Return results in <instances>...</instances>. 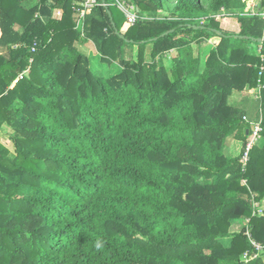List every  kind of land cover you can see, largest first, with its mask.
Instances as JSON below:
<instances>
[{
    "label": "trees",
    "instance_id": "obj_1",
    "mask_svg": "<svg viewBox=\"0 0 264 264\" xmlns=\"http://www.w3.org/2000/svg\"><path fill=\"white\" fill-rule=\"evenodd\" d=\"M99 1L0 0V264H264V0Z\"/></svg>",
    "mask_w": 264,
    "mask_h": 264
},
{
    "label": "built area",
    "instance_id": "obj_2",
    "mask_svg": "<svg viewBox=\"0 0 264 264\" xmlns=\"http://www.w3.org/2000/svg\"><path fill=\"white\" fill-rule=\"evenodd\" d=\"M246 2H248V8L245 10V13H247V14H250V13L251 14H256L257 13V11H256L257 0H246ZM78 4H79V6H78V8L76 10L80 14V20H79V25L80 26L81 25L83 26V18H84L85 14H86L87 9H89V8L95 6V5H99V4L108 5L107 3L100 2L99 0H78ZM115 4L125 14V16H126V25L127 26L135 24L140 18H144L137 12V9H136L135 5L132 4V3H129L126 0H115ZM252 6H254V9H252ZM261 15H262V17L264 19V11L261 13ZM263 89H264V84H262V82H261L260 85L258 86V94H257L258 98L260 97L261 91ZM251 130H248V132H249V142L247 144V149H246L247 151H246V154L243 157V161H247L248 160V158H249L248 157V152L252 149L253 145L255 143H258V141H260V139H261V131H262L261 122L253 123ZM253 244L260 251L263 250V246H261L260 244H257L254 241H253ZM255 256H258V254H256Z\"/></svg>",
    "mask_w": 264,
    "mask_h": 264
},
{
    "label": "rangeland",
    "instance_id": "obj_3",
    "mask_svg": "<svg viewBox=\"0 0 264 264\" xmlns=\"http://www.w3.org/2000/svg\"><path fill=\"white\" fill-rule=\"evenodd\" d=\"M36 2V0H32V3H35ZM247 4H248V2H247ZM254 5V4H253ZM252 9H254V6H252ZM256 11H258L257 10V7H256ZM222 13H224V12H222ZM217 18L218 19H220L221 20V22H222V27L224 28V29H229V30H232V27L230 26V24H229V22H228V20H229V18L230 17H227V16H225V14H221V13H219L218 14V16H217ZM225 21H224V20ZM223 20V21H222ZM235 21V20H234ZM230 23H231V21H230ZM80 26V25H79ZM128 26L127 25H125V29L127 28ZM80 28H82V25L80 26ZM211 46V45H210ZM209 46V47H210ZM79 47L81 48V45H79ZM86 47L87 48H81L85 53H91L92 55H94L93 57H92V59H93V66H94V69H99L100 67H99V59H97L96 57H95V55H96V50H95V47L93 46V45H86ZM209 47H208V44H204L203 45V54L204 55H206L207 53H208V51H209ZM135 54H136V51H135ZM171 55H172V57H171ZM175 55V52L174 53H169V57L167 58V63H170L171 62V58H173V56ZM234 99L236 100V103L237 104H240V105H245V103L243 104V100L244 99H242L241 97H239L237 94L235 95V98L234 97H232V99H231V101H233L234 102ZM259 103H257V101H256V98H254V99H250V100H247L246 101V105H248V106H252V116L253 117H255L256 116V114H257V112H258V109H259V105H258ZM247 132H248V130H247ZM10 133H11V129L10 128H8V127H6L3 131H1L0 130V141L4 144V145H6L8 148H10V150L11 151H13L14 152V145H13V142L11 141V139H10ZM242 148V144L241 143H239V142H233V144L231 145V147H230V149H231V151L232 152H234V153H237L238 151H240V149Z\"/></svg>",
    "mask_w": 264,
    "mask_h": 264
},
{
    "label": "crops",
    "instance_id": "obj_4",
    "mask_svg": "<svg viewBox=\"0 0 264 264\" xmlns=\"http://www.w3.org/2000/svg\"><path fill=\"white\" fill-rule=\"evenodd\" d=\"M248 8V4H247V7H246V9ZM245 9V10H246ZM224 20V19H223ZM222 20V21H223ZM235 20V21H234ZM225 21V20H224ZM230 21H231V23H230ZM228 22H229V24H230V26L232 27V30H235V31H240V24L238 23V21L236 20V19H234V18H229V20H228ZM81 48H87L86 47V45H81ZM175 51H172V52H170L171 54L172 53H174ZM87 54H91V53H87ZM172 56V55H171ZM243 103H246V101L245 100H243Z\"/></svg>",
    "mask_w": 264,
    "mask_h": 264
},
{
    "label": "water",
    "instance_id": "obj_5",
    "mask_svg": "<svg viewBox=\"0 0 264 264\" xmlns=\"http://www.w3.org/2000/svg\"><path fill=\"white\" fill-rule=\"evenodd\" d=\"M248 133V132H247Z\"/></svg>",
    "mask_w": 264,
    "mask_h": 264
}]
</instances>
